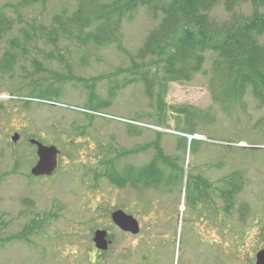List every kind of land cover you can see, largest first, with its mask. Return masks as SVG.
Instances as JSON below:
<instances>
[{
  "label": "rangeland",
  "instance_id": "obj_1",
  "mask_svg": "<svg viewBox=\"0 0 264 264\" xmlns=\"http://www.w3.org/2000/svg\"><path fill=\"white\" fill-rule=\"evenodd\" d=\"M78 3L0 0V264H255L264 248V101L250 87L230 98L215 52H202L200 68L181 81L154 55L142 58L159 26L144 6L109 45L65 36L55 18L72 28L65 21ZM253 11L219 0L208 13L223 25ZM145 71L151 90L135 79ZM178 130L198 143L184 150ZM30 138L59 149L48 177L30 176ZM157 148L173 162L170 185L132 187L123 170L142 169ZM105 172L115 182L93 177ZM116 208L138 220L137 234L112 223ZM96 229L109 233L105 251L94 246Z\"/></svg>",
  "mask_w": 264,
  "mask_h": 264
},
{
  "label": "trees",
  "instance_id": "obj_2",
  "mask_svg": "<svg viewBox=\"0 0 264 264\" xmlns=\"http://www.w3.org/2000/svg\"><path fill=\"white\" fill-rule=\"evenodd\" d=\"M218 1L79 0L76 10L65 21L74 25L72 28L68 27L61 17L55 18L54 23H60L59 29L65 36L72 38L76 36L83 43L101 47L116 42L123 20L144 6L153 18L159 19V26L148 35L140 51L142 58L154 55L164 64L166 73L172 80L181 81L190 79L192 72L200 68L203 62L202 52H215L220 59L215 62L214 70L218 73V84L225 93L234 100L236 94L250 87L254 96L264 101V43L257 40V36L264 34V0H223L228 11L241 2H250L254 11L249 17L236 19L228 24L215 25L208 12ZM4 26V19L0 16V36ZM55 38L52 32L49 39L54 42ZM141 65L144 66V63L140 62L134 65V68ZM139 75L140 78L135 79H141L146 83L147 89L151 90L153 83L147 78L146 71ZM133 80L128 83H132ZM44 92L48 91L44 89ZM147 93L149 95L150 91ZM179 139L185 150L187 139L185 137ZM196 143L198 140H191L190 150ZM159 154L160 149L157 148L155 157L138 171L137 175H131L130 179L145 188L170 185L175 171H169L167 179L164 178V174L166 167H173V162L160 157ZM207 188L204 182L201 191L206 194ZM234 190L235 186L230 185L226 194L230 196ZM231 199L232 197L227 201L228 207L232 204Z\"/></svg>",
  "mask_w": 264,
  "mask_h": 264
},
{
  "label": "water",
  "instance_id": "obj_3",
  "mask_svg": "<svg viewBox=\"0 0 264 264\" xmlns=\"http://www.w3.org/2000/svg\"><path fill=\"white\" fill-rule=\"evenodd\" d=\"M18 134L14 133L11 137L12 141H17ZM29 142L36 146L38 160L31 168V174L35 176L49 175L56 168L58 150L54 146H45L35 139H30ZM112 221L124 231H129L132 234H137L139 226L137 221L130 215L125 214L121 210H116L111 215ZM93 241L97 249L106 250V231L96 230ZM255 264H264V249L256 253Z\"/></svg>",
  "mask_w": 264,
  "mask_h": 264
},
{
  "label": "flooded vegetation",
  "instance_id": "obj_4",
  "mask_svg": "<svg viewBox=\"0 0 264 264\" xmlns=\"http://www.w3.org/2000/svg\"><path fill=\"white\" fill-rule=\"evenodd\" d=\"M109 234V233H108ZM109 241H111L109 238H108Z\"/></svg>",
  "mask_w": 264,
  "mask_h": 264
}]
</instances>
